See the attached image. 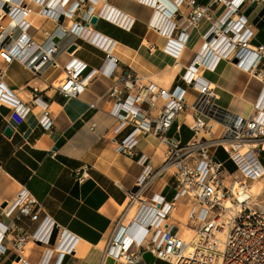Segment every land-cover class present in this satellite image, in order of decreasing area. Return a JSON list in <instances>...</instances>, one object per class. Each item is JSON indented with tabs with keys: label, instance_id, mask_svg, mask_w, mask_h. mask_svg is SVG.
Segmentation results:
<instances>
[{
	"label": "built area",
	"instance_id": "obj_1",
	"mask_svg": "<svg viewBox=\"0 0 264 264\" xmlns=\"http://www.w3.org/2000/svg\"><path fill=\"white\" fill-rule=\"evenodd\" d=\"M140 1L159 5V0ZM99 2L110 10L108 15L93 11V5ZM173 3L174 16L182 14L183 6L189 9L188 21L193 27H197L204 18L211 22L202 36L201 50L224 37L227 44H232L228 54H224L225 58L233 61L238 57L239 62L233 63L260 77L264 83L261 67L264 43L252 47L250 42L254 31L248 25V19L243 15L234 18L247 4L257 3L264 7V0H209L207 4L197 0H173ZM219 4L226 6L222 25L213 19ZM111 5L109 0H0V102L12 109V116L18 123L28 117L32 107L16 97L2 80L6 66L15 61L40 74L46 65H58L57 56L61 51H68L78 40H83L104 49L113 61L109 73L113 75L118 64L111 53L115 43L97 32L91 22L92 17L96 15L98 21L103 19L126 28H131L133 21H125L126 15L114 10ZM31 14H38L55 24L53 30H42V42L30 34L33 27L29 19ZM67 20L71 23L68 24ZM160 28L163 34L169 36L180 30L178 23L172 21L159 24L157 29ZM99 36L104 40L98 39ZM189 36L188 32L179 31L175 39L168 41L165 50L179 57ZM200 51L172 87H162L142 79L129 68L120 77V84L110 88L109 99L101 106L95 102L89 104L90 108L100 109L116 118L111 140L116 143L118 152L133 153L139 140L149 135L157 137L165 146V157L159 167L151 164L147 155H138L137 161L143 166L136 185L138 190L130 192L128 205L106 239L105 256L125 264H141L146 253L169 264H264V207L256 203V194L250 184L264 178L261 160L264 150V86L252 113L246 117L220 107L215 102L212 83L209 80L202 82V72H214L221 57L208 62L213 64L211 67L198 61ZM87 67L88 64L73 58L50 83V87L68 98H78L88 87L92 76L102 73L94 69L87 74ZM189 91L194 93L191 103ZM144 104L151 109H159V115L148 113ZM188 109L193 114L189 127L196 136L193 141L185 143L170 137L169 131L177 116ZM40 124L45 129L52 128L54 121L49 107ZM218 127L219 131L216 130ZM218 147L226 149V161L218 158ZM228 161L236 166V170L223 176ZM166 174L176 180L174 197L168 199L158 191L146 196L155 181ZM86 176L84 172L80 181ZM257 196L264 202L262 192ZM130 205L143 217L152 212L154 215L149 222H144V226H140L136 237L130 241L127 238L119 240L115 231L131 226L130 220L124 218ZM183 207L188 209L187 223H179L191 229L189 237L182 235L181 227L172 223ZM0 209V260L10 250L5 245L10 232L18 233L11 240L10 247L22 264H30L24 256L29 240L47 247L41 264H50L55 254L63 259L76 250L80 238L66 229H61L58 241L54 243L59 224L49 215L41 218L38 202L27 188L22 187L16 197L2 204ZM12 216L18 220L28 218L33 222L39 221V224L29 234L18 222L7 223L4 220ZM61 240L66 243L60 250L58 245Z\"/></svg>",
	"mask_w": 264,
	"mask_h": 264
},
{
	"label": "crops",
	"instance_id": "obj_2",
	"mask_svg": "<svg viewBox=\"0 0 264 264\" xmlns=\"http://www.w3.org/2000/svg\"><path fill=\"white\" fill-rule=\"evenodd\" d=\"M197 1L201 4L209 2ZM109 2L133 21L131 28H126L100 19L112 25L110 33L98 28L97 24L94 25L97 32L115 43L111 53L118 64L112 76L109 73L113 61L108 58L104 49L83 40L77 41L73 53L63 50L58 54L57 61L61 55L68 54V62L63 65H46L40 74H35L15 61L6 66L2 76L5 85L22 102L29 103L32 110L23 122L18 123L12 116V109L0 102V207L13 200L22 187H25L37 200L41 218L49 215L59 224L53 238L54 243L58 241L61 229L80 238L72 254L65 255L63 259L55 254L50 264H106L108 257L115 264H125L123 261L116 263L113 257L105 256L103 244L122 213V208L128 203L130 192L136 187L143 171V166L137 161L138 155H147L150 163L159 167L165 157V146L157 137L149 135L139 140L133 153L118 152L116 143L111 140L116 118L100 109L90 108L89 104L95 102L101 106L109 99L110 88L120 84V77L129 68L142 79H148L162 87H172L179 81L185 68L193 63L201 50L202 36L211 26V22L204 18L197 27H193L188 21L189 9L186 6L181 7L182 14L174 16L173 0H159V5L140 0ZM225 11V5L217 6L213 14L216 23L222 25L221 19ZM84 12L82 10V14ZM36 15L30 34L42 42V30H53L55 24ZM241 15L248 19V25L254 31L251 46L256 48L263 44L264 7L257 3L247 4L234 18ZM34 21L40 26L35 27ZM165 21L177 22L179 31L184 30L190 34L179 57H174L165 50L168 41L179 34L177 31L169 36L163 34L161 28L157 29ZM67 23L70 24L71 20H67ZM73 58L88 64L87 74L94 69L102 72L92 76L88 87L78 98H68L50 87V83ZM172 59L181 63L182 71L172 66ZM261 67L264 70V59ZM202 73L205 76L207 74L205 70ZM207 76L215 83V90L222 94L220 98H216V104L236 114L248 116L252 113L264 86L260 79L234 63L227 74L214 71ZM188 93L191 103L194 93ZM159 103L162 104V100ZM47 107L54 121L50 129H45L40 124ZM144 108L153 116L159 115V109H151L148 104H144ZM192 121L190 109L180 113L169 136L185 143L191 142V136L195 135L189 127ZM7 126L12 129L10 135L6 133ZM218 129L219 127L216 130ZM233 166L236 168L234 164ZM84 172L87 176L80 181ZM176 187L175 178L166 174L155 181L147 190L146 196L158 191L172 199ZM187 210V207L181 208L174 216L175 220L187 223ZM4 220L7 223L18 222L29 234L39 224V221L33 222L28 218L18 220L14 216ZM17 236V232L9 233L5 245L10 250L3 255L0 264H22L10 247L11 240ZM46 248L45 245L29 240L25 245L24 256L30 264H41ZM157 263L159 260L151 253H146L141 262Z\"/></svg>",
	"mask_w": 264,
	"mask_h": 264
},
{
	"label": "bare ground",
	"instance_id": "obj_3",
	"mask_svg": "<svg viewBox=\"0 0 264 264\" xmlns=\"http://www.w3.org/2000/svg\"><path fill=\"white\" fill-rule=\"evenodd\" d=\"M17 1H19V0H17ZM111 6L114 8V10L119 11L113 5H111ZM92 9L94 12L103 13L105 15H108L110 12V10L107 7H104V5L101 2H99L97 5H93ZM120 13H121V11H120ZM122 14H123V16H125L124 13H122ZM36 17H37L36 14H31L29 16V19L33 21V20L37 19ZM40 17H42V16H40ZM127 19H128V16L126 15L125 21ZM99 38H101V36H99L98 39ZM100 40L103 41L104 37H102ZM99 44L101 45L102 42H100ZM231 46H232V44H227L225 42V38L221 37V38L217 39L213 44L209 45L208 48H204L203 50L200 51L201 54L198 57V61L203 63V64H207V65H210L211 67H213V64H208V62H211L212 60L216 61L219 59V57H221L219 63L217 64V66L215 68V71H217V73H219V74H227L228 69L233 64V62H231L228 58H225L224 54H226V53L228 54ZM206 52H207V54H206ZM67 62H68V54L61 55V58L59 59L58 63L63 65ZM172 66L176 70L182 71L183 66L181 65V63H178L177 61H175V59H172ZM207 74H206V76L202 75L203 76L202 82L209 80L212 83V86L216 89L215 83L207 76ZM254 77L260 79V77H258V76H254ZM214 93H215L217 99L220 98L222 95L220 91L214 90ZM239 115H242V114H239ZM242 116L246 117L245 115H242ZM252 191H254L256 194V199H255L256 203L264 207V202L263 201L261 202V198L259 196H257L258 193H260V192H262L264 195V178H262L259 181V184L255 183L252 185ZM126 205H128V204H126ZM153 215H154V212H152L150 215H148L146 217L145 216L143 217V215H141V213L137 214L135 212L134 208H132V205L128 206L124 218L130 220L129 223L131 224V226L126 227V229H124V230L123 229H117L115 231V236L119 240L120 239L124 240L127 238V240L130 241L132 238L137 236V234L140 231V226H144L145 223L149 222ZM172 223L176 227L177 226L181 227V233H183L182 235L189 237V234H191V232H192L190 228L185 227L183 224L179 223L176 220H173ZM182 226L185 227L184 230H182ZM64 240H61L59 245H58L60 250L65 247L66 242ZM114 261L116 263H121V261H119V260H114ZM105 262H106V264H115V263L111 262L109 257H108V259H106Z\"/></svg>",
	"mask_w": 264,
	"mask_h": 264
},
{
	"label": "rangeland",
	"instance_id": "obj_4",
	"mask_svg": "<svg viewBox=\"0 0 264 264\" xmlns=\"http://www.w3.org/2000/svg\"><path fill=\"white\" fill-rule=\"evenodd\" d=\"M43 19V17H42ZM45 19V18H44ZM35 23V27H39L40 24L37 23L36 21H34ZM98 28L104 30L105 32H108L110 33L112 31V25L103 21V20H100L97 25H96ZM195 136L196 135H192L191 136V141H193L195 139ZM217 151V156L219 157V159H221L222 161H224L225 159H227V151L224 147H218L216 149ZM261 160L262 162L264 163V150L261 152ZM235 171V168L233 166V164L231 162H227L226 165H225V169H224V172H223V176H226L228 173H233ZM256 183V182H255ZM250 184H252V182H250ZM257 184H259V182H257ZM125 207V206H124ZM124 207L122 209H124ZM127 221H129V219H127ZM185 227L182 226V230H184ZM183 234V233H182ZM105 246V242L103 244V247ZM157 264H169L168 262L166 261H161L159 260V263Z\"/></svg>",
	"mask_w": 264,
	"mask_h": 264
},
{
	"label": "water",
	"instance_id": "obj_5",
	"mask_svg": "<svg viewBox=\"0 0 264 264\" xmlns=\"http://www.w3.org/2000/svg\"><path fill=\"white\" fill-rule=\"evenodd\" d=\"M91 22H92V24L96 25V24L98 23V17H97L96 15H94V16L92 17ZM76 47H77V45H72V46L69 48V52H73V51L76 49ZM232 62H234V63H238V62H239V58H238V57H235V58L233 59ZM206 72H207L208 74H210V71H206ZM6 133H7L8 135H10V134L12 133V129H11L10 126H7ZM137 190H138V187L136 186V187L133 189V191L135 192V191H137Z\"/></svg>",
	"mask_w": 264,
	"mask_h": 264
},
{
	"label": "trees",
	"instance_id": "obj_6",
	"mask_svg": "<svg viewBox=\"0 0 264 264\" xmlns=\"http://www.w3.org/2000/svg\"><path fill=\"white\" fill-rule=\"evenodd\" d=\"M235 170H236V168H235Z\"/></svg>",
	"mask_w": 264,
	"mask_h": 264
}]
</instances>
